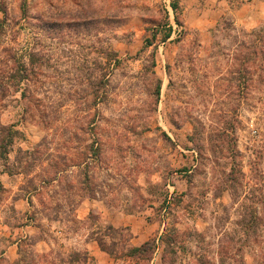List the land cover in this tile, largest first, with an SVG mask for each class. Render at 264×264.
<instances>
[{"label": "rangeland", "instance_id": "1", "mask_svg": "<svg viewBox=\"0 0 264 264\" xmlns=\"http://www.w3.org/2000/svg\"><path fill=\"white\" fill-rule=\"evenodd\" d=\"M1 170L0 264H264V0H0Z\"/></svg>", "mask_w": 264, "mask_h": 264}, {"label": "crops", "instance_id": "2", "mask_svg": "<svg viewBox=\"0 0 264 264\" xmlns=\"http://www.w3.org/2000/svg\"><path fill=\"white\" fill-rule=\"evenodd\" d=\"M10 177H11V175H9V173L4 172V171L2 172V170H1L0 171V184H2L5 187L6 185L4 183L6 181H8L10 179ZM31 199L35 201L36 198H35V196H34V194L32 192L31 193L29 192L26 196H18V198L16 199V202L17 203L20 202L21 204H27L29 206V209H30V207L32 209H34L35 204L33 202H30ZM93 200L95 201V199H93ZM94 201H89L86 204H84V201H83V203H81L80 205L77 206V208L75 210L78 212L79 211V207L83 205V209H82L83 212H81L78 215L79 218H81V219L86 218V216L88 215L89 211L91 209L95 208V206L97 205V202H94ZM104 206L106 208L105 212L108 213L109 212L108 210H109L110 207H108L106 204H104ZM100 207H101V205H100ZM100 209H102V207ZM127 219L128 218H125V220L123 221V225L124 226H131V223H130V220H129L130 218L128 220ZM121 225L122 224H120V226ZM29 227H30L29 224H26L24 228H21L20 229L21 233H23V231H24L23 229L29 228ZM7 228L8 227H7V225L5 223H4V225L2 223H0V234L3 232V230L5 231ZM24 233L25 234H23V236L25 237L26 236V231ZM144 237H146V236L143 235V234H137V233H135L133 235V237H132V240L135 239L133 246L141 245L142 243H144L146 241V239H148V238H145L143 241L140 240V239H143ZM136 239L139 240V241H141V242H136ZM20 240H21V238L15 239V241H12L11 245H9V248L11 247L10 249H12V247H15V248L18 247V244H19ZM42 242H43V245H44V248H43L42 251L47 252V250L49 248V245L44 240ZM88 249H90L91 250V253H93L97 258H99V262L97 264H110L111 263L110 260L113 259V258H111L110 254L108 252L106 254V252L103 251L98 244H93ZM156 250H158V248ZM7 253H8V251H1V255L0 256L7 257L6 256ZM15 259H16L15 257H12L11 261L13 262V261H15Z\"/></svg>", "mask_w": 264, "mask_h": 264}, {"label": "trees", "instance_id": "3", "mask_svg": "<svg viewBox=\"0 0 264 264\" xmlns=\"http://www.w3.org/2000/svg\"><path fill=\"white\" fill-rule=\"evenodd\" d=\"M149 247L151 250H154V247H155L154 240H148V241L144 242L141 246H134L130 250L129 256H136L138 253L146 252Z\"/></svg>", "mask_w": 264, "mask_h": 264}]
</instances>
